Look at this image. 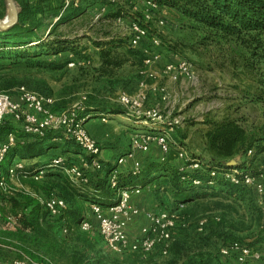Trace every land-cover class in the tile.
Masks as SVG:
<instances>
[{
  "label": "rangeland",
  "instance_id": "1",
  "mask_svg": "<svg viewBox=\"0 0 264 264\" xmlns=\"http://www.w3.org/2000/svg\"><path fill=\"white\" fill-rule=\"evenodd\" d=\"M15 1L20 9L22 0ZM44 4L60 11L67 8L65 0H45ZM104 6L106 11H102ZM78 7L81 10L78 16L62 22L53 30L56 32L52 37L63 34L77 39L91 63L67 66L68 56L70 60L76 57L68 52L32 54L27 58L0 55V91L15 94L16 89L24 85L50 95L54 99V109L68 110L82 102L85 106L106 108L108 116L99 110V114L90 116L85 122L89 134L101 147L100 158L104 165H111L113 170L127 171H131L137 161L141 163L142 171L166 163L169 168L185 166L186 162L176 149L165 154L155 141L151 142L147 151L133 149L135 134L149 130L148 126L138 122L148 111L157 110L161 116L153 121L154 128L171 132V137L182 143L189 154L206 161L210 155L202 137L207 128L205 120L231 115L238 117L248 131H257L264 126V60L254 59V67H248L246 64L250 65L254 60L243 46L216 41L212 37L203 39V31L190 28L174 11L154 12L140 0H80ZM145 11L154 15L150 24L156 27L161 44L151 48L159 57L150 65H145L139 57H131L112 79L102 78L97 71L100 61L95 55L94 42L122 37L131 47V14L140 20ZM113 14L119 16L114 17ZM8 15L6 0H0V19L5 20ZM55 18L48 20L41 31L46 34L52 30L53 25L60 21ZM159 18H164L165 23H157ZM150 44V41H144L135 49L141 51ZM33 47H30L31 51H35ZM87 47L90 50L85 51ZM181 58L191 63L194 76L191 80L176 82L165 74V65ZM40 60L44 63L36 64ZM160 88H166L167 100L161 99ZM245 90L250 91L252 96L246 97L249 94H245ZM124 94L133 99L145 95L139 117L135 113L134 116L127 115L128 111L121 102ZM115 108H121L123 112L113 113ZM99 117H103L102 123L105 124L95 120ZM96 125L106 126L105 140L91 133V127ZM28 141L29 144L36 143L33 137H29ZM61 151L54 147L39 156L24 158L16 155L4 166L0 165V169L10 170L4 174L6 186L0 187V264H69L71 250L84 245L78 237L99 234L84 231L80 226L65 232L61 221L46 212L43 203L51 193L63 196L66 183H79L78 179L66 177L65 170L45 167ZM67 155L75 159L78 166L84 161V155L71 153L63 154L62 159ZM249 169L254 174L264 170V152L250 161ZM95 171L91 169V175H96ZM258 181L264 189V176ZM171 187L170 180L161 175L131 196L132 202L145 210L157 211L152 206L157 203L160 208L157 212L165 209L179 211L183 224L175 241L177 245L168 255L158 252L148 255L132 251L116 253L109 249L99 234L100 240L89 248L90 260L95 264H192L193 260L208 254L218 255L222 247L231 243L256 246L264 240V190L259 192L251 186L244 195H235L226 188L215 186L200 189L202 194L199 197L179 204ZM140 199H145L146 204H142ZM35 204L41 207L40 224L44 232L25 226ZM82 204H85L84 211L91 222L95 223L96 218L87 201ZM202 219H207L208 224L200 231L198 223ZM147 222L144 215L134 219L131 234L135 235ZM61 249L64 252H60Z\"/></svg>",
  "mask_w": 264,
  "mask_h": 264
},
{
  "label": "trees",
  "instance_id": "2",
  "mask_svg": "<svg viewBox=\"0 0 264 264\" xmlns=\"http://www.w3.org/2000/svg\"><path fill=\"white\" fill-rule=\"evenodd\" d=\"M149 1L174 11L180 20L190 26V28L203 31L205 33L203 39L212 37L216 41L233 42L239 46H243L251 59L264 60V0ZM44 3L45 0H37V2L33 3L29 0L21 1L18 22L8 29L0 30V55L6 58L18 56L27 58L28 56L32 57V54L45 55L68 52L77 58L86 59L87 56L83 54L84 49L79 47L80 43H78L77 39L63 34H57L52 37L56 32L53 30H56L62 22L69 18L78 16L81 11L80 8L71 6L69 9L67 7L60 11V9ZM113 16L118 17L119 15L113 14ZM55 17H58L60 21L53 25V29L46 34L44 31H41L47 21ZM153 32L155 33V31ZM127 42V39L122 37L94 42L95 55L99 57L100 61L97 71L102 78L112 79L130 61L131 57L144 59L143 49L138 51L135 48L128 47ZM31 46H35L33 47L35 51H31ZM69 60L68 56L66 62L68 61L69 63ZM255 60L250 65L249 63L246 65L253 68ZM43 63L41 60L36 62L38 65H42ZM245 94H249L246 96L248 98L252 96L250 91L245 90ZM100 108L102 109L86 105L84 111L80 112V116H94V114H99V110H102V114L107 112L106 108ZM122 110L121 108H115L112 112L121 113L123 112ZM204 123L207 124V128L203 131L202 137L210 159L206 161L190 154L192 157L200 159L204 165L203 169L194 170L188 168L180 170V167L169 168L166 165L167 163L164 164L166 166H154L148 171H141L139 175H134L132 170L124 172L116 169L118 181L117 185L113 187L110 182V173L114 168L111 165L103 164L101 169L95 171L96 175H91L90 170H85L80 166L81 171L83 174H86L88 180L86 182L79 180L78 184L66 183L63 189V196L60 197L68 203V209L63 215L57 217L61 221V226L67 225L69 231L75 227L79 228L82 219L87 215L84 211L85 204H82L84 200L87 201L89 207L91 203L108 206L116 201L119 190L145 186L152 179L161 175L170 180L172 186L171 192L178 201L177 203H186L191 199L199 197L202 194L199 192L200 189L213 188L215 186L226 188L231 194L244 195L245 191L250 189L251 186L245 183H232L220 175L212 177L211 172L213 170L220 171L225 168H238L246 170V172L251 173L253 176H258L260 171L254 174L249 169V164L257 154L264 152V126L257 131H248L238 117L231 115H226L221 119L210 118L205 120ZM1 130L4 137H6L8 132L13 131L19 140L23 137L27 140L24 144L19 143L13 148L3 166L10 158L16 155H21L24 158L39 156L45 154L48 148L54 147L62 150L61 154L57 156L70 153L84 155L87 162H90V156L86 155L75 141L65 139L61 131H51L43 138L29 136L23 132L21 123L14 121L12 118L5 120ZM29 137H33L36 143L29 144ZM53 138L57 139L55 143H53ZM180 144L183 145L182 143ZM250 150L254 151V154L251 156L248 155ZM233 159L237 160V164L235 166H228L227 163ZM74 164H76L75 159L67 155L64 158L62 167L59 169L62 171L63 168L71 167ZM48 165H45V167ZM60 170L59 174L62 176ZM103 171L104 175H102ZM154 172H157V175H153ZM67 176L71 178L68 174ZM195 180L201 181V184H195ZM209 181H212V185L209 184ZM40 208L38 204L34 205L29 214L28 223L25 222V226L31 230L37 229L44 232L40 224ZM46 212L48 211L46 210ZM215 220L218 219L215 218ZM93 224L96 226V222ZM207 224L208 221L200 231H203ZM91 232L99 233L96 227ZM99 234H96L94 237L86 234L78 237V240L84 245L82 248L76 246L77 248L71 250L72 259L69 264H95L90 260L89 248L100 240ZM175 241L172 243L169 253L173 246L177 245ZM60 252H64V249H61ZM192 264L232 263L227 257L219 253L218 255L208 254L205 257L197 258L192 261Z\"/></svg>",
  "mask_w": 264,
  "mask_h": 264
},
{
  "label": "built area",
  "instance_id": "3",
  "mask_svg": "<svg viewBox=\"0 0 264 264\" xmlns=\"http://www.w3.org/2000/svg\"><path fill=\"white\" fill-rule=\"evenodd\" d=\"M79 1L65 0V7H78ZM115 1L108 0V2ZM142 2L154 12L170 13L171 11L169 8L162 7L149 0H142ZM102 11H106L105 6L102 7ZM57 19L58 17L55 18V20ZM153 19V13H146L145 11L142 19L139 20L133 17L131 24L132 36L130 43L132 48H136L144 41H150L151 43V46L143 47V61L145 65H150L159 57V54H156L151 48L161 44V39L155 29L156 27H152L150 24ZM164 20V18H159L157 19V23L164 24ZM89 63H91L89 59L73 57L69 61L68 66H85ZM164 72L170 79L176 82L191 80L194 76L191 63L184 58L176 62H168L165 65ZM158 92L162 100L168 99L169 95L166 88H160ZM144 99L145 95L138 96L135 99L126 94L122 95L121 102L128 111L127 115L134 116L133 113H135L139 117ZM53 104L54 99L50 95L39 93L24 85L16 89L15 94L0 91V165H3L13 148L19 143L24 144L27 141L25 137L19 140L13 131L8 132L6 137H4L1 128L7 118H12L14 121L21 123L23 132L29 136L43 138L51 131H61L65 139L75 141L85 154L90 156V162H87L85 157H83L84 161L81 166L85 170H99L103 167V161L100 158L101 147L89 134L85 125V122L91 115L80 116V112L85 109L84 102L68 110H56L53 108ZM160 117L157 110L148 111L144 113V117H140L141 119L138 122L150 126V129L135 134V138L132 141L133 149L147 151L151 142L155 141L165 154L171 152L173 149L178 151L179 156L186 162L185 166L181 167L180 170L188 168L194 170L203 169L204 165L200 159L192 157L186 147L180 145L179 142L171 137V132L153 128L155 127L152 126L155 125L153 121L158 120ZM253 154V150L248 152L250 156ZM63 162L64 159L61 156H57L52 159L48 166L50 168H60ZM63 170H65L72 180L78 179L85 182L88 180L86 174H83L80 166L77 164L65 167ZM9 171L8 169L5 171L4 169H0V187L6 186L7 180L4 174L5 172L9 173ZM141 171V163L137 161L132 169V173L139 175ZM219 175L235 184L245 183L249 186H254L259 192H263L264 190L262 183L258 181L264 176L263 169L260 170L258 176H253L251 173L246 172V170L238 168H225L220 171L213 170L211 172L212 177ZM117 181V170H113L110 173L111 185L113 187L116 186ZM194 183L200 185L201 181L195 180ZM209 184L212 185V181H209ZM139 192V186L132 189H121L118 191L116 201L108 206L91 203L90 209L96 218V226L91 222L90 217L86 215L82 219L80 227L88 232L94 231L96 227V230L101 234L109 249L116 253L132 251L145 255L155 252L168 255L170 247L176 240L183 224L179 211L165 209L161 212H154L145 210L131 200L132 194H138ZM43 204L48 214L52 217L63 215L68 209V203L65 199L55 193H51ZM141 215L146 216L148 222L133 235L130 232L131 224L134 219ZM217 219L219 220V218ZM206 222L207 219L199 221V230L203 229ZM64 228L65 232H68V226L64 225ZM220 254L227 257L232 264H264V240L256 246L234 242L222 247Z\"/></svg>",
  "mask_w": 264,
  "mask_h": 264
},
{
  "label": "water",
  "instance_id": "4",
  "mask_svg": "<svg viewBox=\"0 0 264 264\" xmlns=\"http://www.w3.org/2000/svg\"><path fill=\"white\" fill-rule=\"evenodd\" d=\"M8 5V18L5 20L0 19V30H5L18 22L20 9L18 8L15 0H6ZM237 160L233 159L227 163L228 166H235Z\"/></svg>",
  "mask_w": 264,
  "mask_h": 264
},
{
  "label": "crops",
  "instance_id": "5",
  "mask_svg": "<svg viewBox=\"0 0 264 264\" xmlns=\"http://www.w3.org/2000/svg\"><path fill=\"white\" fill-rule=\"evenodd\" d=\"M108 1V0H107ZM140 1H142V0H140ZM77 17V16H76ZM133 17H135V14H131V17H130V19L132 20L133 19ZM57 18V17H56ZM86 50H90V47H87L86 49H85V51ZM103 114H106V113H103ZM118 114V113H117ZM120 114V113H119ZM107 115V114H106ZM113 114H111V116H112ZM108 116V115H107ZM95 118H93V119H91L88 123H87V126H89V124H90V122L91 121H93ZM95 120H99L98 122H100V124H105V123H102V122H104L103 121V117L101 118V117H99V118H97V119H95ZM100 127V128H99ZM145 128V127H144ZM148 128L150 129V127L148 126ZM152 128V127H151ZM154 128V127H153ZM106 126L105 125H101V126H98V125H96V127H91V129H90V131H91V133L95 136V137H97V138H99L100 140L102 139V140H105L106 139V137H105V132L104 131H106ZM57 139H54L53 138V143H55V141H56ZM60 149V148H59ZM177 162H179V160H177ZM180 164V163H179ZM121 171V170H120ZM122 171H124V172H128L127 170H122ZM157 172H154L153 174H156ZM167 178V177H166ZM142 199H140V201H141ZM132 201L134 202V200L132 199ZM88 204V203H87ZM142 204H146V200L145 199H143L142 200ZM152 206H154V208L158 211V210H160V208H158V204L157 203H155L154 205H152ZM133 224H134V221L132 222V224H131V227H133Z\"/></svg>",
  "mask_w": 264,
  "mask_h": 264
}]
</instances>
